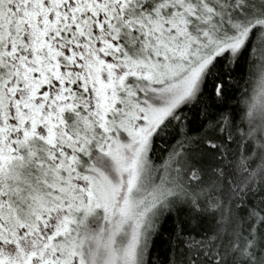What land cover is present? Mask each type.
<instances>
[{
	"label": "snow or ice",
	"instance_id": "snow-or-ice-1",
	"mask_svg": "<svg viewBox=\"0 0 264 264\" xmlns=\"http://www.w3.org/2000/svg\"><path fill=\"white\" fill-rule=\"evenodd\" d=\"M0 264H264V0H0Z\"/></svg>",
	"mask_w": 264,
	"mask_h": 264
}]
</instances>
